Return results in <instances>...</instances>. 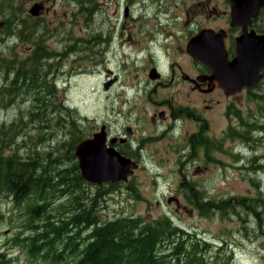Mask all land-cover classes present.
<instances>
[{
	"label": "rangeland",
	"instance_id": "rangeland-1",
	"mask_svg": "<svg viewBox=\"0 0 264 264\" xmlns=\"http://www.w3.org/2000/svg\"><path fill=\"white\" fill-rule=\"evenodd\" d=\"M125 2L0 0V124H18L15 151L64 171L73 165L69 147L106 128L108 142L131 141L118 150L140 165L127 183L78 186L39 213L34 199L3 197L0 252L9 264L72 263L54 255L76 242L59 241L51 262L25 246L47 232L49 218H72L81 206L101 223L169 219L185 247L208 245L205 264H264V81L230 99L191 91L169 67L181 37L175 2L141 1L128 18ZM36 4L43 15L30 13ZM39 42L50 57L36 86L12 93L8 69L26 68ZM156 68L160 79L152 77ZM41 85L54 87L53 95ZM85 228L69 238L86 242L92 229Z\"/></svg>",
	"mask_w": 264,
	"mask_h": 264
},
{
	"label": "trees",
	"instance_id": "trees-1",
	"mask_svg": "<svg viewBox=\"0 0 264 264\" xmlns=\"http://www.w3.org/2000/svg\"><path fill=\"white\" fill-rule=\"evenodd\" d=\"M37 46V51L29 57L31 61L26 60V68L8 69L12 93L33 91L36 86L35 82L42 71V61L50 57L43 51L44 47L40 42ZM41 80L44 81L43 84H49V75ZM41 86L44 91H48V96L53 95L54 87L46 89L47 86ZM19 132L17 123L0 124V202L3 197H11L16 204L34 199L36 203L32 208L39 213L55 203L60 198L59 193L88 184L81 177L75 155L78 143L74 142L66 152L70 159L68 161L73 162L72 167L55 172L37 160H25L15 151L17 144L14 143ZM68 173L69 180L65 176ZM199 204L203 206V203ZM75 210L78 212L69 219L62 217L51 221L49 218L44 226L46 233L38 232L26 240L25 247L34 258L41 255L44 260L51 262L50 254L54 246L63 239L76 244L69 249L68 254L65 250L60 254L56 253L54 258H64L66 261L71 257L73 260L70 264H205L208 245L201 243L200 247L199 242L191 249L185 247L179 242L182 236L169 219H161L151 224L152 226L141 225L138 220L131 218L101 223L92 209L83 210L78 206ZM4 218L0 203V224ZM83 224L86 225L85 229H92L87 241L79 243V234L69 238L73 229L80 228ZM37 228L38 226L35 227ZM0 264H9L3 252H0Z\"/></svg>",
	"mask_w": 264,
	"mask_h": 264
},
{
	"label": "flooded vegetation",
	"instance_id": "flooded-vegetation-1",
	"mask_svg": "<svg viewBox=\"0 0 264 264\" xmlns=\"http://www.w3.org/2000/svg\"><path fill=\"white\" fill-rule=\"evenodd\" d=\"M115 1V0H111ZM120 1V0H118ZM144 0H126L124 3L125 18H128L132 11L131 7L136 8ZM168 4H173L175 17L179 32L181 33L180 44L176 48L175 55L170 62L173 79L177 76L191 91L201 94H216L217 96L227 97L225 91L218 85L215 80V72L206 64L208 63H233L238 57V49L241 43L253 45L264 37V7L257 13L251 12L252 3L250 0H163ZM115 5L119 6L117 2ZM123 5V7H124ZM114 9L115 16H120L121 8ZM173 9V11H174ZM172 10H165L168 15ZM240 14H238V13ZM37 20L41 18H34ZM125 28V27H124ZM206 33L203 37V46L211 51L212 60L206 62L194 57L189 45L196 47L199 43L198 38ZM181 63H184L182 66ZM154 76L161 78L158 72ZM178 70V71H177ZM261 82L264 78V69L261 73ZM249 88H244L243 92ZM230 99L229 97H227ZM219 100L218 104H221ZM211 109V106H207ZM167 115L172 111L166 110ZM163 114L162 121L167 118ZM202 122L201 117L195 118ZM108 136V134H107ZM131 143L129 139L116 141L112 146L118 150L117 146L126 147ZM108 145H111L108 143ZM122 155L124 153L120 152ZM126 156V155H125ZM128 157V156H127Z\"/></svg>",
	"mask_w": 264,
	"mask_h": 264
},
{
	"label": "water",
	"instance_id": "water-1",
	"mask_svg": "<svg viewBox=\"0 0 264 264\" xmlns=\"http://www.w3.org/2000/svg\"><path fill=\"white\" fill-rule=\"evenodd\" d=\"M250 2L252 13H257L264 7V0H250ZM30 13L33 16H41L44 13V7L36 4ZM3 25L4 22L0 20V27ZM205 34L198 38L199 43L196 47L191 45L189 48L192 52L195 49L194 57L204 62L212 60V56H208L212 52L203 46L202 40ZM206 65L214 70L215 80L227 96H234L246 87H258L261 82V72L264 69V37L253 45L241 43L238 57L233 63ZM152 77L156 78V76ZM112 84L109 82L106 88L109 89ZM115 143V140H111V146H108L106 130L102 128L101 133H95L93 137L84 139L76 145L75 155L84 181L96 185L114 184L127 182L129 177L133 176L134 171L139 167L137 162L119 153L112 146Z\"/></svg>",
	"mask_w": 264,
	"mask_h": 264
},
{
	"label": "bare ground",
	"instance_id": "bare-ground-1",
	"mask_svg": "<svg viewBox=\"0 0 264 264\" xmlns=\"http://www.w3.org/2000/svg\"><path fill=\"white\" fill-rule=\"evenodd\" d=\"M254 8V7H253Z\"/></svg>",
	"mask_w": 264,
	"mask_h": 264
}]
</instances>
